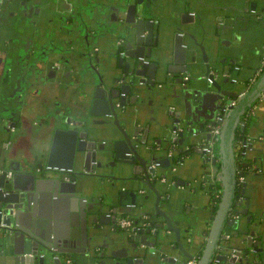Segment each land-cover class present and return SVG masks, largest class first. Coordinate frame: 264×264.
<instances>
[{
  "label": "water",
  "instance_id": "1",
  "mask_svg": "<svg viewBox=\"0 0 264 264\" xmlns=\"http://www.w3.org/2000/svg\"><path fill=\"white\" fill-rule=\"evenodd\" d=\"M61 1L0 0V26L8 5L14 14L7 28L22 10L39 14L41 22L51 6L61 33L78 39L84 29L85 38H94L84 50L82 40L65 47L54 37L47 47L34 34L23 45L24 29L16 40L0 35V264H175L182 255L193 258L182 232L195 222L179 227L178 211L167 207L179 186L187 187L184 199L191 204L205 196L215 208L198 264H264V150L255 145L261 136L248 130L255 102L264 100V38L253 29L259 23L264 29V12L250 1L235 6L240 14L217 18L224 22L217 33H232L237 55L208 59L185 42L182 23L196 18L187 0L177 1L169 23L157 19L164 0H67L65 8ZM240 19L250 26L245 37ZM243 38L242 45L260 41L263 49L255 51L250 74L237 77L238 56H249ZM102 39L109 42L106 52L94 59L92 46ZM62 64L80 90L44 120L55 132L54 144L34 156L9 149L11 137L28 131L32 81L45 70L59 74ZM148 93L156 102L142 125L140 104ZM217 125L221 130L214 133ZM217 142L220 155L212 157L204 147ZM196 160L197 172L182 180ZM60 198L67 213L57 205ZM118 212L136 222L148 213L149 224L136 233L118 229ZM169 233L176 235L172 244Z\"/></svg>",
  "mask_w": 264,
  "mask_h": 264
},
{
  "label": "crops",
  "instance_id": "2",
  "mask_svg": "<svg viewBox=\"0 0 264 264\" xmlns=\"http://www.w3.org/2000/svg\"><path fill=\"white\" fill-rule=\"evenodd\" d=\"M177 1L178 0H164L162 6L163 9L157 15V19L160 20V23H169L172 21L175 15V5L177 4ZM250 1L257 6L258 11L264 12V0H187V6H190L188 7L189 9L187 11L196 12V18L193 22H187L184 24L182 23L183 31L186 33L184 37L185 42L188 44V50H196L200 58L203 56V54L206 55L208 59H214L216 57L223 58L226 56V54H228L229 56H236L237 50L235 49V45L237 41L236 39H233L234 37L229 31H225L224 34L217 33V25L220 27V24L224 23H221L220 19L218 20L217 18H225V16H229L230 12H232L233 15L240 14V12L235 9V6H246L249 5ZM67 2V0L61 1L60 5L65 8ZM261 17L264 19V16ZM48 18H51V15H48L47 19ZM57 18L58 15L55 16V19L56 21H59V18ZM55 19H49L48 22H46L48 28L51 25L53 26ZM246 25L247 24L243 19L237 21V26L241 28V33H243L244 37L248 35L247 33L250 30V26L248 28V26ZM244 27H246L245 30H243ZM253 29L260 30V35L264 38V29H262L260 23L257 26H253ZM243 41L244 38L241 41V45ZM107 43L109 44V42L107 41L106 43L103 42L102 44V53L104 54L106 52L105 47L107 46ZM242 46L245 54L249 56L248 60L246 57L241 58L240 56H238V59L240 61L236 64L240 65L241 68L235 73L237 77H245L248 73L250 74V71L252 70V63L250 62L254 60L253 63H255L257 62L258 58V54H256L255 51L261 52L263 49V43H261L260 41L258 43H254V41L250 43H244ZM250 56L253 57V59ZM249 58L251 59L249 60ZM236 64L234 63L233 65L235 66ZM32 83L33 86L30 89V93L28 94V96H26V99L28 100V117L26 120L28 131L24 135L11 137L7 144L9 146V149H15L17 151L25 152L30 156H34L35 152L39 149L49 150L51 148V145L54 144L55 137V132H53L52 127L44 126V120L46 119L45 117H47L45 116L46 110L49 107H53V94L45 93L43 89H40V91L36 92L37 88H42L43 78L33 80ZM155 102L156 97H152L150 93L144 96V99L140 104L141 113L139 120L143 122L142 125H144L152 115L151 111L155 106ZM255 103L256 110L255 113L252 114L249 121V123H251V121H253V123L250 128L248 127V130H250L251 134L258 133L259 136H261V140L257 141L255 145H258L264 150V100H259ZM63 144V142H59L56 147L57 151L60 149V147H63ZM217 144L218 142L214 146V153H216V155L218 156L220 155V153L218 151L219 149ZM13 155V157H9L6 168H9L12 158H18V152L14 153ZM198 167L199 162L197 160L192 161L189 164L188 168H185L183 170L180 178L182 180H187L189 177V172H197V170L199 169ZM186 189L187 187L182 186H179L178 189H175L176 193L173 194V201L169 202L171 204L167 207L173 210V212H175V209L178 211L176 212L175 221L179 227L188 228V226L190 225V223L188 222L190 220L192 222H195V225L191 230L185 232L182 230V238L184 239L183 244H186L189 250L191 252H194V257L199 258L202 255V250L210 231L209 226L211 224V220L215 216V209L212 208V203L208 202L205 196H198L197 201L194 202L195 204H191L187 199H184L183 190ZM250 192L252 193L253 189H251ZM260 195L263 201L262 204H264V190ZM57 200V205L61 208V212L67 213V201L63 198ZM148 203L151 207L154 206V203L151 199ZM124 214L127 213L118 212L119 217ZM144 214L148 213H143V215ZM138 221H140V219H138ZM113 226L117 227L115 224ZM186 232H189V235H187ZM169 234V244H172L174 241H176V235L175 233ZM177 255H179V253ZM180 257V260H178L177 263L175 262V264H189L187 263V258L191 259V257H187L186 255H182Z\"/></svg>",
  "mask_w": 264,
  "mask_h": 264
},
{
  "label": "flooded vegetation",
  "instance_id": "3",
  "mask_svg": "<svg viewBox=\"0 0 264 264\" xmlns=\"http://www.w3.org/2000/svg\"><path fill=\"white\" fill-rule=\"evenodd\" d=\"M38 1H43V0H38ZM13 11H14L13 7L11 5H8L6 7L5 12L3 13V16H4L2 19L3 22H2V26H0V35L3 38L7 37V39H9L11 36H13V38L16 40L17 37H20V34H21V38L23 39L22 44L24 45L25 41L27 39H29V36L31 37L34 34L36 36V38L39 39L41 44H43V45L46 44L47 47H50L52 45L48 44V42L51 38L55 37V39H57V38L62 37L61 38L62 41H60V39H57V40L62 42L63 44L65 43V45H66L65 47L69 46L70 44H75V42H77L78 40H79V42L82 40L81 43L84 45L83 46L84 50H86L85 46L88 43L92 44V42L94 41L92 34L90 35L88 33V37L85 38L86 32L84 31V29L81 30V34L78 37V39L74 38L72 33H61L62 29H60V28H62V27H60V22H59L60 20L56 21L55 16L57 15V13L54 9H52L51 6L46 9V13H44L45 15H44V18L41 22L39 20L40 19L39 14L34 15V14H31L28 10H26V11L22 10L21 17L14 19L13 25H11L12 28H7L5 24L8 21V18H11L12 15L14 14ZM24 12L26 14H24ZM48 15H51V18L47 19ZM49 19L50 20L55 19L56 22L54 21L53 26L51 25L48 28L46 22H48ZM34 20H37V21L34 24H32V21H34ZM23 29H24V32L18 34L20 32L19 30H23ZM8 41L9 40H7L6 42L8 43ZM106 41H107L106 39L105 40L102 39V41H98L97 43H94V45L92 46V49H91V55L94 59L97 58L98 56H102L104 54V53H102V44H103V42L106 43ZM86 42H87V44H86ZM63 65H64V67H63ZM61 67L63 69L57 75L53 74V70H45L43 72V74L41 75V77L44 78V76H47L46 78H48L49 80L43 79L42 88L36 89V92L40 91V89H43V91L45 93L53 94V96H52L54 99L53 100V107H49L46 110L45 116H49L52 113V111L55 112V109L57 108L55 106L56 103L67 102L69 99H72L76 95H78V91L80 90L79 84L76 81L73 73L69 74L70 73L69 72L70 71L69 66H67V64H62ZM89 85H91V84H89ZM32 86H33V83L30 86V89ZM211 153H209V154H211L212 157L217 156L216 153H214V148L211 149ZM212 208H214V204H212ZM132 233H136V232H132ZM189 259L190 258L187 259V263H188Z\"/></svg>",
  "mask_w": 264,
  "mask_h": 264
},
{
  "label": "built area",
  "instance_id": "4",
  "mask_svg": "<svg viewBox=\"0 0 264 264\" xmlns=\"http://www.w3.org/2000/svg\"><path fill=\"white\" fill-rule=\"evenodd\" d=\"M219 118H222L219 116ZM221 128L219 125L214 127V133H219ZM208 153H211V150L208 147H204ZM212 154V153H211ZM50 167V166H48ZM3 167L0 166V173L3 172ZM12 170L7 169L6 175H11ZM148 214H144L143 217L140 219V221L136 222L135 218L132 216L130 217L127 214L121 215L120 217L116 218L115 225L119 227L120 229L127 230V232H137L142 227L147 226L149 224V221L147 220ZM189 264H198V258L193 257L188 260Z\"/></svg>",
  "mask_w": 264,
  "mask_h": 264
}]
</instances>
